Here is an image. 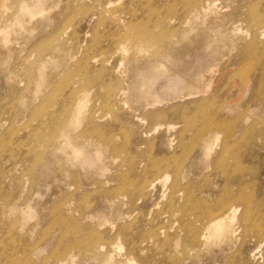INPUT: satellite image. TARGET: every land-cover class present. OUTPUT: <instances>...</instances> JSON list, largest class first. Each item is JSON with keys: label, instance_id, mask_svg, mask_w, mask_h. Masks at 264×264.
I'll return each mask as SVG.
<instances>
[{"label": "rangeland", "instance_id": "374dc122", "mask_svg": "<svg viewBox=\"0 0 264 264\" xmlns=\"http://www.w3.org/2000/svg\"><path fill=\"white\" fill-rule=\"evenodd\" d=\"M109 1L0 0V264H61V261L63 264H106L104 258L107 256H110L111 260L118 261V257L108 249L95 251L94 253L98 256L85 253L80 243L85 235L95 231L94 238L98 236L105 239L104 243L108 244L113 234H109L108 231L99 233L95 223V221L104 220L120 221V225L126 223L129 225V237L147 239L148 244L147 242L142 244L144 253L138 252L133 255L136 264H216L218 261H223L222 246L208 245L205 249L198 250L197 248L193 251L187 248L190 246L189 238L178 230L179 224L177 223L171 228L172 221L167 220L166 216L168 215H161L162 212L167 211L164 207L166 198L159 197L162 193L161 185H156L148 196L144 192L146 197L139 199L142 201L140 203L136 201V199L138 200L135 198L137 194L129 195L131 191H135L137 178H135V173L130 175L127 172L126 166L129 156L135 153H140L144 160L160 158L158 161H165L167 159V167L170 169H168V174L164 170L159 172L163 178L168 177L164 181V190L169 188L173 180H178L180 184L187 182L186 184L191 188L190 190H193L192 193L195 192L193 194L197 198L198 196L206 197L205 193L198 192L200 188L202 190L208 186H215L216 179L214 177L217 169L212 171L210 168H206L212 157H202L200 150L202 141L195 137L199 130L198 127H192V129L184 125L187 124V120L180 117L181 109L173 108L175 105H186L188 101L176 100V102L171 99V96L165 97L167 100H163L156 107L157 111H162L164 116V119L160 120H151L149 118L150 110L144 108L143 93L149 91L153 95L158 94L159 97L162 94L166 96L168 87L173 83H178L177 86L182 87V91L186 87H192L196 93L200 92L194 98L198 101L197 110L191 108L188 114L192 118H202L198 120V122L200 121L198 124L200 127L205 126L203 127L205 133L220 130L218 132V134L220 133L218 135L219 143L224 142L229 149L228 161L226 160L228 165L230 168L238 167L241 172L244 170L243 175L246 183L243 193L252 202L249 211L251 222L255 224L260 222L261 232L256 227H252L246 232L242 246L240 241H237L233 248L237 244L238 248H232L229 251V264H239L241 259L244 262L246 260L248 264H262L259 260H251L250 255L255 249L256 241L261 239L258 236L259 232L264 234V81L260 84L257 81L260 72L264 73V40L258 39L254 45H250V43L253 30L259 27L258 25L253 27V19L261 14L264 15V0H218L214 16L219 15V19L223 18V21L207 23L209 21L207 17L205 21L197 20L188 26L177 25L182 21V16L186 11V7L179 5L180 0H174L175 3L173 0H111L110 5ZM22 2L33 12L29 14L21 11ZM250 9L251 11H249ZM99 16L101 17L99 18ZM159 22H161V26ZM9 23L10 27L4 34L2 28ZM232 23L235 25L236 32L229 35ZM155 24L159 26L156 27ZM134 25L137 28V33L144 34L148 38H144L143 42L130 38L126 41L121 39L127 54L114 48L117 46L115 41L121 38V34L126 35V33L132 32L131 26ZM63 28H66L67 33L63 40H58V32ZM187 29H190L191 32H188ZM214 30L218 31V36L212 38ZM160 36L162 37L159 39ZM163 38L165 41H161L164 40ZM66 39L70 40L64 41ZM77 41L81 46L79 50L75 46ZM159 41L161 42L159 43ZM163 42L165 43L163 44ZM60 44L64 49H68V51L70 49V53L68 54L67 51L65 57L62 52H58L57 47ZM137 45L150 51L144 50L145 53H141V57H138ZM44 46L47 47L46 51H44L46 48ZM75 47L76 49H74ZM50 50L55 53L51 54ZM75 50L78 51L76 55ZM41 51L43 53L40 54ZM112 53L114 55L110 56ZM91 57H94L96 61L92 62L88 69L77 65L78 61L83 58ZM145 58H148L149 62L154 60L153 64L156 67L150 66L151 68H149V65L146 64L147 69L144 64L147 62ZM210 68L217 70L215 72L217 79L216 75L214 77L216 81L213 78L201 77L202 74H208ZM124 88L126 89L123 90ZM149 97V100L154 99ZM79 99L82 101L81 115L71 125L70 119ZM125 99L127 100L125 101ZM213 102L217 104L215 105ZM102 115L105 117L99 119L98 117ZM223 126L227 130H224ZM64 129H68L67 133L73 139L77 133L89 136V141L93 145L84 149L83 154H86L93 163H99L98 154L103 155L101 159L104 163L112 161V157L117 159L118 163L123 161V166L117 168L116 171L125 176L121 177V175L115 178V181L112 182L113 186H105L104 179L98 175L97 165L93 164L83 170L81 168L82 160L79 158L70 157L67 160L66 150L68 148L60 137ZM95 136L97 137L95 138ZM57 137L58 139H56ZM169 144L171 147L168 146ZM151 145L154 146L153 150H150ZM238 146L243 147L239 148ZM94 150L95 152H93ZM68 152L69 150H67ZM116 154L117 156H115ZM233 162L235 166H233ZM206 171L208 178L196 176V172H203L206 175ZM88 172L90 173L88 174ZM71 181L72 183H70ZM101 190L104 192L100 193ZM113 191L114 193H112ZM110 192L123 198L122 201L120 200L122 202L120 205L116 203L118 206L112 207L113 203H109L108 200L111 196ZM111 207L113 210H110ZM241 213L240 209L238 215ZM123 216H126L127 219H121ZM8 227L9 229H7ZM162 231H166L171 239L166 245L162 244L164 235V233H160ZM176 234H180V242L178 241L177 244L174 236ZM73 243L75 244L73 245ZM76 243L78 247L80 245L79 248ZM105 246L107 247V245ZM196 255L198 256L196 257Z\"/></svg>", "mask_w": 264, "mask_h": 264}, {"label": "bare ground", "instance_id": "6f19581e", "mask_svg": "<svg viewBox=\"0 0 264 264\" xmlns=\"http://www.w3.org/2000/svg\"><path fill=\"white\" fill-rule=\"evenodd\" d=\"M172 1V0H171ZM174 1V0H173ZM65 2V1H64ZM63 2V3H64ZM99 2V1H98ZM111 0L109 1V5L111 4L110 3ZM218 0H180V4L179 5H182V7H186L185 8V13L183 14L182 16V21L177 24V25H189V24H192V22L194 21H197V20H200L201 22L202 21H205V19L208 17V22L207 23H219L220 21H223V18L222 20L219 19L220 16L218 15L217 17L214 16L216 14V4H217ZM107 3V2H106ZM175 3V1H174ZM145 4V3H144ZM36 5V4H35ZM59 5V4H58ZM61 5V4H60ZM246 5V4H245ZM103 6V5H102ZM172 6V5H171ZM49 7V6H48ZM60 7V6H59ZM62 7V6H61ZM99 7V6H98ZM108 7V6H107ZM145 7V6H144ZM156 7V6H155ZM168 7V6H166ZM170 7V6H169ZM259 7V6H258ZM97 8V7H96ZM100 8V7H99ZM157 8V7H156ZM176 8V7H174ZM153 9V8H152ZM181 9V8H180ZM184 9V8H183ZM20 10L21 11H25V12H28L29 14L32 11V9H29L26 7V5L24 4V2H22V5L20 6ZM98 10V9H97ZM104 10V9H103ZM142 10V8H141ZM170 10V9H169ZM167 10V11H169ZM173 10V9H172ZM62 11V10H61ZM99 11H101V9H99ZM166 11V10H165ZM176 11V10H175ZM175 11H173L175 13ZM251 11V9L249 10ZM253 11V10H252ZM85 12V11H84ZM103 12V11H102ZM105 12V11H104ZM108 12V11H106ZM148 12V11H147ZM154 12V11H153ZM152 12V13H153ZM172 12V11H171ZM180 12V10H179ZM256 12V11H255ZM55 13V12H54ZM101 13V12H100ZM110 13V12H109ZM145 13V12H144ZM251 13V12H250ZM106 14V13H105ZM245 14V13H244ZM55 15V14H54ZM146 15V14H145ZM153 15V14H152ZM151 15V16H152ZM155 15V13H154ZM153 15V16H154ZM176 15V14H175ZM250 15V14H249ZM93 16V15H92ZM112 16V15H111ZM134 16V15H133ZM131 16V17H133ZM52 17V16H51ZM97 17V16H96ZM101 16H99L100 18ZM110 17V16H109ZM114 17V15H113ZM155 17V16H154ZM175 17V16H174ZM222 17V16H221ZM56 18V17H55ZM112 18V17H111ZM134 18V17H133ZM150 18V17H148ZM147 18V19H148ZM249 18V17H248ZM252 18V17H250ZM249 18V19H250ZM52 19V18H51ZM146 19V20H147ZM171 19H172V16H171ZM170 19V20H171ZM55 20V19H54ZM53 20V21H54ZM109 20V19H108ZM160 20V19H159ZM157 20V21H159ZM164 20V19H163ZM173 20V19H172ZM52 21V22H53ZM115 21V20H114ZM113 21V22H114ZM117 21V20H116ZM156 21V22H157ZM132 22V21H131ZM146 22V21H145ZM148 22V21H147ZM166 22V21H165ZM168 22V21H167ZM170 22V21H169ZM168 22V23H169ZM175 22V21H174ZM246 22H249L246 20ZM143 23V21H142ZM160 23V26L162 25L161 22ZM158 23V24H159ZM163 23V22H162ZM63 24V23H62ZM146 24V23H145ZM152 24V23H151ZM150 24V25H151ZM158 24H155L156 27ZM164 24V23H163ZM249 24V23H248ZM141 25V24H140ZM169 25V24H168ZM216 25V24H215ZM251 25V24H250ZM254 25H258L259 27L256 28V30H253V37H252V41L250 43V45H254V43L258 40V39H261V40H264V15H260L259 17L257 18H254L253 19V27ZM65 26V25H64ZM159 26V25H158ZM201 26V25H200ZM209 26V24H208ZM10 27V23L8 25H5L3 26L2 28V31L4 32V34H6V29H8ZM63 27V26H62ZM143 27V26H141ZM148 27V26H147ZM166 27V26H165ZM168 27V26H167ZM216 27V26H215ZM61 28V27H60ZM154 28V27H153ZM178 28V26H177ZM176 28V29H177ZM180 28V27H179ZM188 28V27H187ZM252 28V27H250ZM69 29V28H68ZM131 29H132V32H130L129 34L126 33V35H122L121 34V38L118 40V41H115L117 42V46L114 47V48H117V50L119 51H124L126 53V48L125 46L123 45V40H128L129 38L130 39H133L135 41H142L144 38H148L146 37L144 34H139L137 33V28L136 26H131ZM159 29V28H158ZM186 29V28H185ZM191 29V27H190ZM189 29V30H190ZM193 29V28H192ZM203 29V28H202ZM223 29V28H222ZM231 29V31L228 33L229 35H233V32L235 31L236 32V28H235V25L234 23H232V26L229 28ZM141 30V29H140ZM139 30V31H140ZM148 30V29H147ZM154 30V29H153ZM183 30V29H181ZM179 30V31H181ZM188 30V29H187ZM185 30V31H187ZM188 32H191L189 31ZM200 30V28H199ZM59 31V30H58ZM176 31V30H175ZM174 31V32H175ZM134 32V33H133ZM146 32V31H145ZM198 32V31H197ZM196 32V33H197ZM213 32V31H212ZM218 31H215L213 32V36H216L218 33ZM223 32V31H222ZM227 32V31H226ZM67 33L66 31V28H63L61 31L58 32L59 34V38L58 40H63L65 34ZM161 33V32H159ZM171 33V32H170ZM146 34V33H145ZM154 34V33H153ZM157 34V33H156ZM181 34V33H180ZM220 34V33H219ZM224 34V33H223ZM252 34V33H251ZM119 35V34H118ZM152 35V34H151ZM155 35V34H154ZM153 35V36H154ZM166 35V34H164ZM172 35V34H171ZM185 35V33H184ZM221 35V34H220ZM57 36V35H56ZM148 36V35H147ZM190 36V35H189ZM218 36V35H217ZM227 36V34L225 35V37ZM114 37V36H113ZM157 37V36H155ZM162 36L159 37V39L161 38ZM173 37V36H172ZM171 37V38H172ZM186 37V36H185ZM229 37V36H228ZM231 37V36H230ZM54 38V37H53ZM99 38V37H98ZM118 38V37H117ZM170 38V39H171ZM177 38V37H176ZM55 39V38H54ZM78 39V38H77ZM100 39V38H99ZM107 39V38H106ZM115 39V38H114ZM123 39V40H121ZM151 39V38H150ZM164 39V38H163ZM175 40V38H172ZM196 39V38H195ZM219 39V38H218ZM230 39V38H228ZM70 39H66L64 41H69ZM75 40V39H74ZM148 40V39H147ZM177 40V39H176ZM182 40V39H181ZM213 40V39H212ZM235 40V39H234ZM238 40V39H237ZM259 40V41H261ZM57 41V40H55ZM85 41V40H84ZM99 41V40H98ZM144 41V40H143ZM142 41V42H143ZM149 41V40H148ZM156 41V40H155ZM161 41H165L164 40H161ZM159 41V43L161 42ZM170 41V40H169ZM187 41V40H186ZM243 41V40H241ZM42 42V41H41ZM45 42V41H44ZM54 42V40H53ZM52 42V43H53ZM59 42V41H57ZM132 42V41H131ZM147 42V41H145ZM176 42V41H175ZM179 42V41H177ZM182 42V41H181ZM214 42H215V39H214ZM60 43V42H59ZM141 43V42H140ZM153 43V42H152ZM151 43V44H152ZM165 42H163L164 44ZM180 43V42H179ZM178 43V44H179ZM210 43V41H209ZM237 43V42H236ZM258 43V42H257ZM43 44V43H42ZM41 44V45H42ZM69 44V43H68ZM133 44V43H132ZM136 44V43H135ZM139 44V43H138ZM147 44V43H146ZM150 44V42H149ZM166 44H167V40H166ZM169 44V42H168ZM199 44V43H198ZM215 44V43H214ZM219 44V43H217ZM238 44V43H237ZM40 45V47H41ZM61 45V44H60ZM58 45L59 47L58 48V52H62L63 54V57L67 56V51L68 49H64L63 48V45ZM99 45V44H98ZM97 45V46H98ZM142 45V44H141ZM176 45V43H175ZM210 45V44H209ZM38 46V44H37ZM77 47V49L79 50L80 49V43L77 41V45H75ZM134 46V45H133ZM151 46V45H150ZM149 46V47H150ZM162 48L163 45L161 44ZM174 46V45H173ZM177 46V45H176ZM179 46V45H178ZM197 46V45H196ZM206 46V45H205ZM214 46V45H213ZM39 47V46H38ZM46 47V46H44ZM54 47V46H52ZM76 47L74 49H76ZM132 47V46H131ZM153 47V46H152ZM155 47V45H154ZM157 45H156V49H157ZM201 47V46H200ZM216 47V46H215ZM113 48V49H114ZM135 48V47H134ZM144 48V47H143ZM199 48V47H198ZM257 48V47H255ZM44 49V48H43ZM47 47L45 48L44 51H46ZM52 49V48H51ZM83 49V48H82ZM90 49V48H89ZM88 49V50H89ZM148 49V48H147ZM153 49V48H152ZM200 49V48H199ZM39 50V49H38ZM116 50V51H117ZM133 50V49H132ZM145 49H142L140 47V45H137L136 46V51L139 53V55H137L138 57H141V53L144 52ZM149 50V49H148ZM147 50V51H148ZM210 50V49H209ZM215 50V49H214ZM40 51V50H39ZM70 51V49H69ZM68 51V54L70 53ZM74 51V50H73ZM72 51V52H73ZM106 51V50H105ZM146 51V50H145ZM146 51V52H147ZM150 51V50H149ZM50 52H52V50H50ZM71 52V53H72ZM76 51L75 50V55H76ZM80 52V51H79ZM112 52V51H111ZM129 52V50H128ZM157 52V51H156ZM43 53L42 51L40 52V54ZM46 53V52H45ZM55 52H52L51 54H54ZM85 53V52H84ZM103 53V52H102ZM145 53V52H144ZM151 53V52H150ZM161 53V52H159ZM210 53V52H209ZM247 49H246V54H247ZM74 54V53H72ZM100 54V53H99ZM108 54V53H107ZM124 54V53H123ZM127 54V53H126ZM137 54V53H136ZM157 54V53H156ZM163 54V53H162ZM259 54V53H258ZM101 55V54H100ZM98 55V56H100ZM113 56L114 54H110V56ZM121 55V54H120ZM135 55V54H134ZM144 55V54H143ZM155 55V54H154ZM160 55V54H158ZM260 55H262V52H260ZM53 57V55H51ZM73 56V55H72ZM119 56V55H118ZM137 56H135L137 58ZM148 57H150L149 55H147ZM187 56V55H186ZM185 56V57H186ZM42 57V56H41ZM40 57V58H41ZM45 57V56H44ZM60 57V56H59ZM126 57V56H125ZM124 57V59H126ZM133 57V56H132ZM145 57V56H144ZM161 57V56H160ZM193 57V56H192ZM191 57V58H192ZM111 58V57H110ZM113 58H116V57H113ZM130 58V57H129ZM164 58V57H162ZM167 58H169V56H167ZM60 59V58H58ZM139 59V58H138ZM141 59V58H140ZM147 62H145L144 64L146 65H149V68H151L150 66L152 67H156V65L153 64V61H148V58H145ZM154 59V58H153ZM210 59V58H209ZM208 59V60H209ZM106 60V59H105ZM110 60V59H109ZM123 60V59H122ZM172 60V59H171ZM178 60V59H177ZM213 60V59H212ZM96 60H94V57H91V58H83L82 60L78 61L79 63L77 65H80L82 66L84 69H88L89 66L91 65L92 62H95ZM102 61V60H101ZM139 61V60H138ZM193 61V60H192ZM207 61V60H206ZM255 61V60H254ZM104 62V61H103ZM114 62V61H113ZM119 62V60H118ZM125 62V61H124ZM156 62V61H155ZM39 63V62H38ZM74 63V62H73ZM100 63V62H99ZM102 63V62H101ZM107 63V62H106ZM75 64V63H74ZM121 64V63H120ZM124 64V63H123ZM134 64V63H133ZM159 64V63H158ZM172 64V63H171ZM104 65V63H103ZM146 65V66H147ZM191 65V64H190ZM120 66V65H119ZM137 66V65H136ZM135 66V67H136ZM164 66V65H163ZM256 66V65H255ZM95 67V66H94ZM110 67V66H109ZM219 67V66H218ZM257 67V66H256ZM140 68V67H139ZM217 68V67H216ZM216 68H210V71L208 72V74H202L201 77H204V78H209V79H214L215 75H216ZM248 68V67H247ZM252 68V67H251ZM93 69V67H92ZM97 69V68H96ZM102 69V68H101ZM104 69V68H103ZM118 69V68H117ZM130 69V68H129ZM147 69H148V66H147ZM165 69V68H164ZM201 69L202 66H201ZM207 69V68H206ZM134 70V69H133ZM131 70V71H133ZM136 70V69H135ZM238 70V69H237ZM93 71V70H92ZM105 71V70H104ZM142 71V69H141ZM145 71V70H144ZM149 71V70H148ZM199 71V70H198ZM243 71V70H242ZM134 72V71H133ZM137 72V70H136ZM135 72V73H136ZM131 73V72H130ZM179 73V72H178ZM199 73V72H198ZM225 73V72H223ZM237 73V72H236ZM235 73V74H236ZM241 73V72H240ZM239 73V74H240ZM244 74V73H243ZM219 75V74H218ZM221 75V74H220ZM230 75V74H229ZM85 76V75H84ZM136 76V75H135ZM223 76V75H222ZM167 77V76H166ZM177 77V76H176ZM221 77V76H219ZM179 79V77H177ZM181 78V77H180ZM183 78V77H182ZM181 78V79H182ZM203 78V79H204ZM217 79V75L215 77ZM219 79V78H218ZM215 80V79H214ZM173 81V80H172ZM201 81V80H200ZM216 81V80H215ZM260 83H263L264 81V73L263 72H260V77L259 79L257 80ZM93 82V80H92ZM137 82V81H136ZM174 82V81H173ZM209 82V81H208ZM218 82V81H217ZM215 82V83H217ZM227 82V81H226ZM133 83V82H132ZM181 83V82H180ZM183 83V82H182ZM214 83V84H215ZM137 84V83H136ZM178 84V83H177ZM176 83H173L170 87H168V94L165 96L162 94L161 97L157 96L156 94L153 95L152 93H150L149 91L147 93H143V99L145 100V109L147 110H150L149 112V118L151 120H160V119H164L163 117V113L162 111H157L156 107L159 106L160 103L163 102V100H167L165 97H170L171 96V99L173 100H180V101H188V103H186V105L184 104L183 106L181 105H175L173 106V108L175 109H181V112H180V117H182V119H186L187 120V124H184V125H187L188 127L192 128V127H198V133L196 134V138L201 140V151H202V157H212L209 161V164L208 166L206 167L207 169H211L212 171L216 170V176L214 177L216 179L215 181V186H208L206 187L205 189H202L200 188V190L198 192H200V194H206V197L204 196H201V197H197L199 199L196 198V196L193 194L195 192H191L193 190H190L191 188H189V186L184 183V184H180L178 182V180H173V182L171 183V185L169 186L168 189L164 190L163 186H164V181L168 178L164 177L159 174V172L161 170H164L167 174H168V169L169 167H167V162L166 161L167 159H165V161H158L159 159L158 158H152L150 160H144L142 156H140V153L138 154H132V156H129V161L127 163V172L132 175V174H136V177L137 180H136V188H135V191H131L129 193V195L131 194H137L135 196V198H138V200L136 199V201L138 203L142 202L140 201L139 199L143 198V197H146L148 196L150 193H151V190H154L156 185H161L162 187V193L161 195H159V197L161 196L162 198H166V201H165V204H164V207L167 211H164L161 213L164 214V215H168L166 217H168L167 220L169 221H172L171 222V225L170 227H174L177 223L179 224L178 226V230L180 232H183L185 233L187 236V238H189V242H190V246L187 247L188 249H190V251L192 250H196L198 248V250L200 248H206L208 245H211V246H218V247H221L222 246V253L221 255H223V261H218L216 264H229V251L232 250L233 246L237 243V241H240V245L242 246V244L244 243V239L246 238V232H248L252 227H256V229H258V231L261 232V228H260V222L255 224L254 222H251V213L249 212L250 209H251V201L248 200V197L246 198L244 196V184L246 183L245 182V179H244V175H243V172L244 170H242L243 172H241L238 167H235V168H230V165H228L227 163V156L229 154V149H228V146L224 144V142L221 144L219 143V136L220 133L218 134V132H220V130L218 132H215V131H211V132H208L205 133L203 131V127L205 126H199V122L198 120L202 119L201 117L198 119L197 118H192L191 115L188 114V112L190 111L191 108H196L197 107V102L196 100H194V98L197 97V93H200L197 91V93L195 92V90H192V87L191 88H187L185 90L182 91V87H179L177 86ZM184 84V83H183ZM194 84V83H192ZM229 84V83H228ZM128 85V83H127ZM135 85V83H134ZM217 85V84H216ZM230 85V84H229ZM130 86V85H129ZM185 86V85H184ZM198 86V85H197ZM202 86V85H200ZM213 86V84H212ZM215 86V85H214ZM233 87V85H232ZM262 87V86H261ZM185 88V87H184ZM183 88V89H184ZM210 88V87H209ZM213 88V87H212ZM231 88V87H229ZM126 88H124L123 90H125ZM204 89V88H203ZM202 89V90H203ZM214 89V88H213ZM222 89V88H221ZM223 90V89H222ZM129 91V89H128ZM200 91V90H199ZM211 91V90H210ZM134 92V91H132ZM207 92V91H205ZM204 92V93H205ZM218 92V91H217ZM121 93V92H120ZM119 93V94H120ZM150 93V94H148ZM157 93V92H156ZM126 94V93H125ZM210 94V93H209ZM263 94V93H262ZM127 95V94H126ZM129 95V94H128ZM202 95V94H201ZM124 96V95H123ZM153 97L154 99L152 100H149L150 97ZM203 96V95H202ZM205 96V95H204ZM261 96V95H260ZM211 97V96H210ZM238 97V96H237ZM207 98V97H206ZM240 98V96H239ZM262 98V97H261ZM193 99V100H192ZM214 99V98H212ZM225 99V98H224ZM118 100V99H117ZM124 100V99H123ZM127 99H125L126 101ZM204 100V99H202ZM207 100V99H206ZM211 100V99H210ZM238 100V99H237ZM264 100V99H263ZM140 101V100H139ZM200 101V100H199ZM213 101V100H212ZM234 101V100H233ZM123 102V101H121ZM177 102V101H176ZM203 102V101H202ZM206 102V101H205ZM119 103V102H118ZM142 103V101H141ZM140 103V104H141ZM174 103V102H173ZM180 103V102H179ZM214 103V102H213ZM169 104V103H168ZM172 104V103H171ZM199 104V103H198ZM209 104V103H207ZM215 104V103H214ZM217 104V103H216ZM215 104V105H216ZM81 105H82V101L81 99H79L77 101V104H76V107L74 108V113H72V118L70 119L71 122L70 124H74L75 123V119L79 118L80 115H81ZM124 105V104H123ZM130 105V104H129ZM166 105V103H165ZM261 105V104H260ZM115 106V105H114ZM73 107V106H71ZM70 107V108H71ZM116 107V106H115ZM120 107V106H119ZM122 107V105H121ZM120 107V108H121ZM202 107V106H201ZM204 107V106H203ZM216 107V106H215ZM231 107V106H229ZM137 108V107H135ZM140 108V107H139ZM209 108V107H208ZM220 108V107H218ZM217 108V109H218ZM232 108V107H231ZM113 109V108H112ZM172 109V108H171ZM206 109V108H205ZM211 109V108H210ZM213 109V108H212ZM216 109V108H215ZM214 109V111H215ZM42 110V109H41ZM73 110V109H72ZM197 110V108L195 109V111ZM203 110V109H201ZM207 110V109H206ZM205 110V112H206ZM113 112V110H111ZM124 111V110H123ZM127 111V110H126ZM210 111V110H209ZM213 111V112H214ZM225 111V110H224ZM263 111V110H262ZM116 112V111H115ZM121 112V110H120ZM144 112V111H143ZM204 112V111H203ZM109 113V112H108ZM165 113V112H164ZM207 113V112H206ZM209 113H212V112H209ZM110 114V113H109ZM112 114V113H111ZM148 114V113H147ZM204 114V113H202ZM217 114V113H216ZM240 114V113H239ZM131 115V114H130ZM210 115V114H209ZM209 115H208V118H209ZM222 115V114H221ZM241 115V114H240ZM117 116V115H116ZM145 116V114H144ZM143 116V117H144ZM201 116V115H200ZM213 116V115H212ZM239 116V115H237ZM105 116L102 115L100 117H98L99 119L100 118H104ZM247 117V116H246ZM139 118V116H138ZM137 118V119H138ZM207 118V117H206ZM211 118V117H210ZM259 118V117H258ZM212 119V118H211ZM223 119V118H222ZM236 119V118H235ZM234 119V120H235ZM261 119V118H260ZM129 120V118H128ZM135 120V119H134ZM177 120V119H176ZM218 120V119H217ZM68 121V120H67ZM133 121V120H132ZM184 121V120H183ZM237 121V120H235ZM239 121V120H238ZM243 121V120H242ZM261 121V120H260ZM217 122V121H216ZM254 122V121H253ZM77 123V121H76ZM186 123V122H185ZM211 123V121H210ZM213 123V122H212ZM219 123V122H218ZM222 123V122H221ZM243 123V122H242ZM258 123V122H257ZM215 124V123H214ZM202 125V124H201ZM218 125V124H217ZM233 125V124H232ZM236 125V124H235ZM60 126V125H59ZM63 126V125H62ZM211 126V125H210ZM209 126V127H210ZM239 126V125H238ZM237 126V127H238ZM250 126V125H249ZM61 127V126H60ZM72 127V126H71ZM175 127V126H174ZM177 127V126H176ZM227 127V126H226ZM65 128V127H64ZM99 128V127H98ZM101 128V127H100ZM99 128V129H100ZM183 128V127H182ZM224 130L226 129L224 126H223ZM234 128V127H233ZM251 128V127H250ZM249 128V129H250ZM94 130V128H92ZM184 129V128H183ZM186 129V128H185ZM193 129V128H192ZM196 129V128H195ZM209 129V128H208ZM218 129V128H217ZM222 129V128H221ZM247 129V128H246ZM257 129V128H256ZM261 129V128H260ZM191 130V129H190ZM189 130V131H190ZM210 130V129H209ZM212 130V129H211ZM227 130V129H226ZM237 130V129H236ZM243 130V129H242ZM241 130V131H242ZM188 131V130H187ZM203 131V132H202ZM240 131V132H241ZM253 131L254 128H253ZM261 131V130H260ZM68 132V129H64L62 132H61V135L60 137H62V140L64 142V145L68 148L67 150H69V152L67 153V150H66V157H67V160L71 157V158H74V159H80L82 160L81 161V168L83 170H86L89 166L91 165H97V169H98V175L104 179V185L105 186H113L112 185V182L115 181V178L117 177H123L125 175H123V173H120V172H117V168H120L121 166H123V161H121L120 163H118V160L115 159L114 157H112V161H109V163H104L101 159V156L103 155H99L98 154V164H95L93 163L92 161H90V159L88 158V156H86V154H83V152H85L84 149L86 148H90L89 146H92L93 143L90 142V138L89 136H85L83 135L82 133H77L74 137V139L72 137H70V135L67 133ZM222 132V130H221ZM227 132V131H226ZM233 132V131H232ZM231 132V133H232ZM238 132V131H236ZM244 132V131H243ZM251 132V131H250ZM94 133V131H93ZM184 133H187V132H184ZM58 134V133H57ZM89 134H90V131H89ZM95 134V133H94ZM229 134V133H227ZM234 134V133H232ZM231 134V135H232ZM243 134V133H242ZM253 134V132H252ZM255 134V133H254ZM172 135V134H171ZM183 135V134H182ZM194 135V134H193ZM204 135H206L204 137ZM260 135V134H259ZM264 135V134H263ZM93 136V135H92ZM245 136V135H244ZM255 136V135H254ZM253 136V137H254ZM56 137V136H55ZM91 137V136H90ZM97 136H95L96 138ZM101 137V136H100ZM181 137V136H180ZM194 137V138H195ZM226 137V136H225ZM230 137V136H229ZM252 137V138H253ZM259 137V136H258ZM170 138V136H169ZM228 138V137H226ZM251 138V137H250ZM58 139V137L56 138ZM231 139V138H230ZM249 139V138H248ZM79 140V141H78ZM196 140V139H195ZM224 140V139H223ZM58 141V140H57ZM187 141V140H186ZM238 141V140H237ZM250 141H252L250 139ZM54 142V141H53ZM152 142V141H150ZM149 142V143H150ZM196 142V141H195ZM255 142V141H254ZM148 143V144H149ZM153 143V142H152ZM187 143V142H186ZM192 143V141H191ZM197 143V142H196ZM195 143V144H196ZM239 143V142H238ZM243 143V142H242ZM248 143V142H247ZM246 143V145H247ZM253 143V142H252ZM256 143V142H255ZM258 143V142H257ZM142 145V143H140ZM139 144V145H140ZM159 144V143H158ZM178 144V143H177ZM199 144V143H198ZM224 144V145H223ZM231 144V143H230ZM237 144V143H236ZM259 144V143H258ZM23 145V144H22ZM138 145V146H139ZM239 145V144H238ZM21 146V145H20ZM96 146V145H95ZM149 146V145H148ZM169 147H171V144L168 145ZM167 146V147H168ZM178 146V145H177ZM185 146H188V145H185ZM198 146V145H197ZM240 146V145H239ZM238 146V147H239ZM99 147V146H97ZM153 145L150 146V150H153ZM179 147V146H178ZM183 147V145H182ZM181 147V148H182ZM237 147V148H238ZM243 147V146H242ZM242 147H239V148H242ZM50 148V147H49ZM149 148V147H148ZM235 148V149H237ZM97 149V148H96ZM95 149V150H96ZM191 149H192V146H191ZM189 149V150H191ZM56 150V149H55ZM95 150L93 152H95ZM101 150V149H100ZM170 150V149H169ZM181 150V149H180ZM187 150V149H186ZM240 150V149H239ZM259 150V149H257ZM65 151V150H64ZM87 151V150H86ZM91 151V150H90ZM128 151V150H127ZM171 151V150H170ZM192 151V150H191ZM199 151V150H198ZM235 151V150H234ZM242 151V150H241ZM99 152V151H98ZM231 152V151H230ZM247 152V151H246ZM119 153V152H118ZM129 153V151H128ZM148 153V152H147ZM151 153V152H150ZM183 153V152H182ZM190 153V151H189ZM52 154V153H51ZM90 154V153H89ZM171 154V153H170ZM188 154V153H186ZM232 154V153H231ZM234 154V153H233ZM57 155V154H56ZM114 155V154H113ZM119 155V154H118ZM174 155V154H173ZM181 155V154H180ZM180 155H179V158H180ZM189 155V154H188ZM36 156V155H35ZM117 156V154L115 155ZM126 156V155H125ZM145 156V155H144ZM149 156V154H148ZM39 157V156H38ZM50 157V156H49ZM61 157V156H60ZM65 157V156H64ZM94 157V155H93ZM151 157V156H150ZM166 157V156H165ZM168 157V155H167ZM172 157V156H170ZM177 157V156H176ZM185 157V156H184ZM201 157V156H200ZM58 158H59V155H58ZM82 158V159H81ZM110 158V157H109ZM182 158V157H181ZM60 159V158H59ZM58 159V160H59ZM106 159V158H105ZM124 159V158H123ZM176 159V158H175ZM183 159V158H182ZM107 160H109L107 158ZM171 160V159H170ZM190 160V159H189ZM193 160V159H192ZM227 160V161H226ZM174 161V160H173ZM196 161V160H195ZM205 161V160H204ZM38 162V161H37ZM172 162V161H171ZM181 162V161H180ZM185 162V161H184ZM235 162V161H234ZM233 162V163H234ZM35 163V162H34ZM191 163V161H190ZM32 164V163H31ZM36 164V163H35ZM175 164V163H174ZM170 165V164H169ZM246 165V164H245ZM177 167V165H175ZM181 166V165H180ZM235 166V163L234 165ZM34 167V166H33ZM80 167V166H79ZM175 167V168H176ZM187 167V166H186ZM174 168V167H173ZM178 168V167H177ZM176 168V169H177ZM248 168V167H247ZM34 169V168H33ZM80 169V168H79ZM172 169V168H171ZM192 169V168H191ZM190 169V170H191ZM249 169V168H248ZM247 169V170H248ZM89 170V169H88ZM112 170H114V172H112ZM170 170V169H169ZM179 170V168H178ZM246 171V170H245ZM30 172V171H29ZM58 172V171H57ZM84 173V171H82ZM91 172V171H90ZM88 172V174L90 173ZM125 172V170H124ZM173 172V171H172ZM182 172V171H181ZM37 173V171H36ZM35 173V174H36ZM178 173V172H177ZM197 173V177H200V176H203L205 179L208 178V172L206 171V175H204V173H199V172H196ZM29 174V173H28ZM33 174V173H32ZM67 174V173H66ZM210 174V173H209ZM34 175V174H33ZM96 175V174H95ZM187 175V174H186ZM89 176V175H88ZM93 176V175H92ZM177 176V175H176ZM33 177V176H32ZM61 177V176H60ZM72 177V176H71ZM175 177V175H174ZM75 180V177H73ZM126 178V177H125ZM202 178V179H204ZM67 179V178H66ZM97 179V178H96ZM95 179V180H96ZM72 180V179H71ZM79 180V179H78ZM130 180V178H129ZM181 180V179H180ZM77 181V180H76ZM93 181V180H92ZM91 181V182H92ZM123 181V180H122ZM127 181V179H126ZM206 181V180H205ZM69 182V181H68ZM89 182V183H91ZM101 182V181H100ZM191 182V181H190ZM202 182V181H201ZM211 182V181H210ZM72 183V181L70 182ZM205 183V182H204ZM256 183V182H255ZM74 184V182H73ZM77 184V183H76ZM134 184V185H135ZM202 184V183H201ZM200 184V185H201ZM209 184V183H208ZM254 184V182H253ZM88 185V184H87ZM91 185V184H90ZM95 185V184H94ZM99 185V184H98ZM103 185V184H102ZM130 185V184H129ZM191 185V184H190ZM194 185V184H193ZM199 185V186H200ZM204 185V184H203ZM72 186V185H71ZM75 186V185H74ZM205 186V185H204ZM249 186V185H248ZM246 186V187H248ZM251 187H254V186H251ZM116 188V187H114ZM118 188V187H117ZM120 188V187H119ZM123 188V186H122ZM134 188V187H133ZM233 188H235L233 190ZM76 189V187H75ZM79 189V188H78ZM82 189V188H81ZM98 189V188H97ZM113 189V188H112ZM255 189V188H254ZM77 190V189H76ZM83 190V189H82ZM111 190V189H110ZM120 190V189H119ZM70 191V190H69ZM80 191V190H79ZM108 191V190H107ZM104 191L101 190L100 193H103ZM117 192V191H116ZM115 192V193H116ZM144 192H146V196L144 194ZM197 192V191H196ZM248 192V191H247ZM254 192V191H253ZM114 193V191L112 192ZM111 192H110V197H109V203H113L112 207L115 206V205H120L122 202V199L121 197H119L118 195H113ZM160 193V192H159ZM88 194V193H87ZM119 194V193H118ZM102 195V194H101ZM100 195V196H101ZM252 195V194H251ZM109 196V195H108ZM107 197V196H106ZM160 197V198H161ZM254 197V196H253ZM27 198V197H26ZM159 198V199H160ZM254 199V198H253ZM29 200V199H28ZM106 200V199H105ZM121 200V201H120ZM107 201V200H106ZM27 202V201H26ZM255 202V201H253ZM117 203V204H116ZM263 203V202H262ZM256 204V203H255ZM253 204V205H255ZM117 205V206H118ZM136 205V204H135ZM110 206V205H109ZM153 206V205H152ZM260 206V204H259ZM111 207L110 210H113ZM262 207V206H261ZM153 208V207H152ZM253 208V206H252ZM19 209V208H17ZM121 209H122V206H121ZM241 209V214L238 215L239 211ZM257 209H260V208H257ZM25 210V209H24ZM102 210V209H101ZM256 210V209H255ZM96 211V210H95ZM97 212V211H96ZM148 212V211H147ZM252 212V211H251ZM256 212V211H255ZM100 213V212H99ZM257 213V212H256ZM255 213V214H256ZM126 214V213H125ZM254 214V213H253ZM254 214V215H255ZM20 215V214H19ZM66 215V214H65ZM100 215V214H99ZM104 215V214H103ZM116 215V214H115ZM121 215V214H120ZM67 216V215H66ZM93 216V215H92ZM111 216V215H110ZM127 216V215H126ZM122 217L121 219H124L126 220L127 217ZM257 216V215H256ZM259 216V215H258ZM263 216V215H262ZM18 217V216H17ZM100 217V216H99ZM261 217V216H260ZM64 218V217H63ZM130 218V217H129ZM165 218V217H164ZM20 220V218H18ZM112 219V218H111ZM263 219V218H262ZM261 219V220H262ZM253 220V219H252ZM59 221V220H58ZM62 221V220H61ZM90 221V220H89ZM20 222V221H19ZM83 222V221H82ZM234 222H236V224H233ZM257 222V221H256ZM262 222V221H261ZM59 223L61 224V222L59 221ZM84 223V222H83ZM91 223V221H90ZM89 223V224H90ZM96 225L98 226V230H99V233H103L105 231H108L109 234H113L112 236V239L110 242H108V244L104 243L105 239H102L98 236H96L94 238V233L95 231L93 232H90L89 234L85 235V237L82 238V241H80L81 245H82V248L83 250H85V253H91L90 255H93V256H98L96 253H94L95 251H103L105 249H108L111 253H113L114 255H116L118 258V261L116 260H111V257L110 256H107L105 259V262L106 264H136L135 263V258H134V254L136 253H144V248H142V244L144 242H147L145 240V238H139L137 239L136 237H129V234H128V228H129V225H127L126 223L124 224H119L120 221H113V222H110L109 221H99V222H96ZM95 223H93V225H95ZM58 224V223H57ZM63 225V224H62ZM264 226V225H263ZM262 226V227H263ZM9 229V227L7 228ZM65 229V228H64ZM97 230V232H98ZM254 230V229H253ZM12 231V230H11ZM75 231V230H74ZM259 232V235L260 236V240H257L256 243H255V249L254 251L251 253L250 257H251V260L253 261H260L262 264H264V240H263V233H260ZM74 233V232H73ZM160 233H164L163 235V241H162V244L163 245H166L169 243V241L171 240L170 237H169V234H167L166 231H162ZM159 233V234H160ZM256 233V232H255ZM257 234V233H256ZM73 235V234H71ZM13 236V235H12ZM11 236V237H12ZM82 236V235H81ZM84 236V235H83ZM141 236V235H140ZM160 236V235H159ZM158 236V237H159ZM175 238H176V244L178 243L179 239H180V234H176L174 235ZM9 237V236H8ZM78 237V236H77ZM80 237V236H79ZM129 237V238H128ZM153 238V237H152ZM81 239V238H79ZM157 239V237H156ZM12 241V240H10ZM10 241H8L9 243H11ZM15 241V240H14ZM75 241V240H74ZM124 241L125 244H127L126 246L123 245L124 243H122ZM151 241V240H150ZM149 241V242H150ZM157 241V240H156ZM13 242V241H12ZM180 242V241H179ZM75 243H73L74 245ZM148 244V242H147ZM150 244V243H149ZM153 244V243H152ZM155 244V243H154ZM12 245V244H11ZM107 245V247L105 246ZM180 245V243H179ZM183 245V243H182ZM181 245V247H182ZM185 245V244H184ZM14 246V245H13ZM69 246V245H68ZM76 246L78 247V244L76 243ZM2 247V246H1ZM4 247H5V244H4ZM3 247V249H4ZM7 247V246H6ZM80 247V245H79ZM78 247V248H79ZM159 247V246H158ZM166 247V246H165ZM168 247V246H167ZM210 247V246H209ZM13 248V247H12ZM16 248V247H15ZM21 248V247H20ZM66 248V247H65ZM70 248V247H69ZM81 248V249H82ZM148 248V247H146ZM156 248V247H154ZM171 248V247H170ZM238 248V244L233 248V249H236ZM1 249V248H0ZM73 249V248H72ZM172 249V248H171ZM240 249V248H239ZM5 250V249H4ZM3 250V251H4ZM14 250V249H13ZM65 250V249H64ZM70 250V249H68ZM67 250V251H68ZM78 250V249H77ZM157 250V249H156ZM183 250L185 251V248H183ZM28 251V250H27ZM76 251V250H75ZM202 251V250H201ZM7 252V251H6ZM9 252V251H8ZM14 252V251H13ZM16 252V251H15ZM77 252V251H76ZM68 253H70L68 251ZM183 253V251H182ZM1 254V253H0ZM6 254V253H5ZM10 254V252H9ZM12 254V253H11ZM56 254V253H55ZM66 254V253H65ZM73 255V253H71ZM200 254V253H199ZM8 255V254H7ZM190 255V254H189ZM195 255V254H194ZM233 255V254H232ZM55 256V255H54ZM68 256V255H67ZM66 256V257H67ZM144 256V255H143ZM198 255H196L197 257ZM15 257V256H14ZM28 257V256H27ZM69 257V256H68ZM67 257V259H68ZM156 257V256H155ZM188 257V256H187ZM195 257V258H196ZM232 257V256H231ZM7 258V257H6ZM16 258V257H15ZM65 258V257H64ZM192 258V257H191ZM170 259V258H169ZM186 259V257H185ZM11 260V259H10ZM27 260V259H26ZM60 260V259H59ZM62 260V259H61ZM14 261V260H13ZM12 261V262H13ZM57 261V260H56ZM55 261V262H56ZM170 261V260H168ZM186 262V260H184ZM10 262V261H9ZM54 262V263H55ZM60 262V261H58ZM67 262V260H66ZM148 262V261H147ZM192 263V262H191ZM12 264V263H11ZM23 264V263H22ZM61 264L62 261H61ZM239 264H248V262L243 259L240 260V263Z\"/></svg>", "mask_w": 264, "mask_h": 264}]
</instances>
